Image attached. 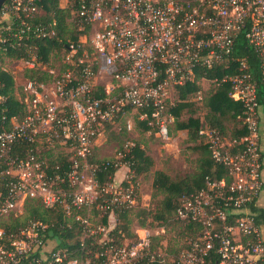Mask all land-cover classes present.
I'll use <instances>...</instances> for the list:
<instances>
[{
    "label": "built area",
    "instance_id": "built-area-1",
    "mask_svg": "<svg viewBox=\"0 0 264 264\" xmlns=\"http://www.w3.org/2000/svg\"><path fill=\"white\" fill-rule=\"evenodd\" d=\"M71 5L84 34L68 46L61 61L42 62L37 50L17 61L25 72L40 67L50 80L24 77L19 89L25 114L4 115L0 122V223L19 213L27 199L46 208L63 205L68 215L73 209L136 207L133 183L98 180V173L119 165L94 160L101 129L132 110L168 141L173 117L167 109L176 103L171 102L175 89L170 93L169 86L193 83L204 68L233 62L246 68L245 58L234 55L241 34L261 59V81L247 70L213 80L230 85V97L243 107L246 134L230 141L210 125L200 129L213 159L227 167L231 180L206 178L204 188L180 198L176 216L201 223L203 230L188 237L174 259L152 250L155 235L150 229L138 228L136 243L117 245L106 225L79 215L82 240L105 236L100 240L105 246L93 258L47 253V225L32 222L17 233L0 226V264H264V227L251 210V205L264 207V0H70ZM40 11L36 0H9L1 13L24 20ZM12 30L11 24L1 25V52L21 45L10 43ZM25 33L38 38L54 34L43 24L22 22L19 41ZM196 94L203 100L200 91ZM4 100L0 95V103ZM40 145L69 160L57 166L60 173L49 171ZM133 149L128 143L118 160L132 157Z\"/></svg>",
    "mask_w": 264,
    "mask_h": 264
},
{
    "label": "trees",
    "instance_id": "trees-1",
    "mask_svg": "<svg viewBox=\"0 0 264 264\" xmlns=\"http://www.w3.org/2000/svg\"><path fill=\"white\" fill-rule=\"evenodd\" d=\"M60 1L61 0H36V5L42 10V14L35 15L33 19L24 20L13 17L9 23L5 22L4 25H12V31L15 33V37H11L10 43L21 42V45H9L7 51H3V54L11 61H18L20 59H29L32 52L37 50L39 53V60L42 62L56 63L61 61L68 46L76 43L79 37L84 33L78 30V24L75 21L74 13L71 11L72 5L67 8L61 7ZM7 2H9V0ZM70 19H73V23L69 21ZM22 22L32 26L43 24L47 27L49 32L53 31L55 33L51 38H38L32 33H25L21 35V41H19L18 35L22 30ZM89 28V25H86L84 32L86 33ZM7 34L8 32H5V35ZM56 55L58 58H55ZM234 55L238 58H245L246 68L242 69L239 62L230 63L229 67L220 65L213 69L204 68L199 70L196 80H201L202 77H205L207 80H212L215 78H222L226 74L247 70L260 83L261 59L255 53L253 47L248 43L244 34H241L237 38ZM2 65L3 56L0 57V95L5 98V101L0 103V122L4 115L11 117L13 115L23 116L25 114V105L22 101L17 99L15 95V81L13 76L2 69ZM26 78L38 81L50 80L40 67L35 70L27 71ZM262 90L263 87L259 84L260 96ZM198 91H200V86L199 83L195 81L179 86L178 95L180 102H176L173 106L170 105L167 109V113L173 116L174 123H176V130L185 131L187 133L189 142H199L196 149L201 151L203 155L199 159V168L193 174L176 181L169 179V177L162 172H157L154 180V187L157 190V194L164 195L161 206L155 213L148 211V209H141L139 213L135 214L139 219V226L143 228L151 229L154 222H158V226H165L166 228L170 226L172 229L177 228V231H179L177 233V242L175 243L177 245L175 247L167 245L169 249L168 254L172 259L186 247V239L188 237L193 238L203 230L201 223L182 221L176 216L175 211L179 206L180 198L204 188L206 185V178L214 181L225 179L228 183L231 180L227 167L213 159L209 145L206 143L205 139L199 135L200 129L206 124L203 123L199 117H196V111L192 109V102L189 101L190 97ZM229 92L230 85L228 83H223L210 95L208 99L209 123L206 122L210 127L216 129L221 136L232 141L235 138L244 136L246 134V128L243 125V119L241 117L243 114V107L230 97ZM260 103L264 110V101L261 100ZM185 110L188 111L190 116L186 121H180ZM228 119H231L233 122L231 132H228L227 127L224 125V121ZM143 123L146 124L144 125L145 129L151 128L157 131L155 127L149 126L147 121ZM48 152L49 151H47V154ZM49 153L46 159L49 171L53 174L60 173L59 170H56L57 166L68 163L69 160L65 157H52L51 151ZM124 160H127L131 164L130 167L136 168L138 172L146 171L153 165L152 159L139 147H134L132 157L128 155ZM116 170L117 169L114 167H109L98 173V180L100 183L107 182L108 178L116 173ZM84 210L86 209H73L72 214L68 215L63 205L46 208L39 200L27 199L24 202L22 212L10 214L7 220L0 223V226L8 233H17L20 229L26 228L32 222H41L47 225L44 234L45 250L47 253L59 250L69 253L70 258H93L94 253L100 251L105 245L100 243L102 237L99 235L94 238L88 237L82 240L83 227L80 222L76 220V217L79 215L86 216L87 212ZM251 210L255 213L257 223L264 227V207L259 209L255 205H251ZM132 212V209L127 208L117 211L120 217H118V225L109 231L108 234L117 245L125 244L124 240H130L129 238L133 240L128 242L127 245L138 241V236L131 232L132 221L128 215ZM22 216L23 218L21 219ZM103 222L105 224L108 223L107 215L104 216ZM161 240L162 238L159 235L154 236L152 244V250L154 252H158L161 246ZM181 240L182 242H180ZM144 264L160 263L158 261L149 263L145 260ZM165 264L171 263L167 262Z\"/></svg>",
    "mask_w": 264,
    "mask_h": 264
},
{
    "label": "rangeland",
    "instance_id": "rangeland-1",
    "mask_svg": "<svg viewBox=\"0 0 264 264\" xmlns=\"http://www.w3.org/2000/svg\"><path fill=\"white\" fill-rule=\"evenodd\" d=\"M69 3L70 0L60 1L61 7L65 8L69 6ZM40 12V14H42V10ZM10 20L11 17L1 13L0 27L5 22L9 23ZM69 21H72L73 23V19H70ZM52 35L54 34H51L47 38H51ZM3 53V51H0V57L3 56L2 69L9 72L13 76V79L15 81V95L17 99L21 101L22 92L19 88L21 84L25 83V79H27V72L23 71L24 69L17 62V60L11 61ZM55 58H58V56L56 55ZM217 67L218 65L213 68ZM213 80L214 79L207 80L205 77H202L201 80H195V82L199 83L200 93L203 100H198V96L196 93L193 94L189 99V101L192 102V109L196 111V117H199L205 124H207V122L209 123L208 99L218 87V85L215 84ZM178 87L173 88V86H169L170 93L172 92V89H175L174 92L171 93V102H173L174 99L177 103L180 102ZM189 116L190 114L187 110H185L182 114V117L180 118V121H186ZM171 120L172 121L169 133L170 139L168 141H164L163 139H161L158 136L157 131H154L151 128L145 129L144 125L146 124H144L143 121H140L136 113L132 110H129L125 115L117 118L113 123H106L101 129V134L98 137L94 160H112L119 163V165L116 167V173L111 176L113 178L110 179L109 177L108 181H117L118 183L123 181V183L125 184L133 183L137 189V206L130 208L133 210V212L128 215V217L132 221L131 232L133 234H136V230L141 227L138 224L139 219L135 214L139 213L141 209H148V211L155 213V211L158 210L161 206V201L164 199V195L157 194V190L154 187L156 173L162 172L164 175L169 177V179L176 181L185 176L193 174L199 168V159L203 156L202 152L196 149L197 145H199V142H189L187 133L185 131L176 130V123H174V118H172ZM224 125L227 127L228 132H231L233 128L232 120L228 119L224 121ZM128 143L132 144L134 147H139L145 152L148 157L152 159L153 165L148 170L138 172L136 168H132L130 166L128 167L127 160H118V154L126 149V145ZM40 148V151L43 150L44 155L48 157V154H50L49 152L51 150L47 149L44 145H40ZM47 151H49L48 154ZM56 153H58L57 155H59L58 150L56 151ZM51 154L52 157L58 158L57 155L55 156V152H51ZM108 181L104 183H109ZM119 210L121 209H114L113 211H102L97 210L95 207H92L84 211L87 212L86 215L92 218L93 224L98 226H100L101 224L106 225L108 233L109 231L114 229L116 225H118L117 221L119 216L117 211ZM21 212L22 209L19 213ZM106 215L108 222L107 224L103 222V218ZM23 216L21 217V219L23 218ZM150 230L154 232V235H159L162 238L160 242L161 246L159 247L158 251L168 253L169 249L167 245H172L174 247L177 245L175 244L177 242L176 239L178 238L177 233L179 232L177 231V228L172 229V227L170 226H168L167 228L165 226H158V222H154L153 227ZM99 236L105 238L104 235ZM129 239L130 240H124L125 244L133 240L132 238ZM180 242H182V240ZM169 259H172L170 255Z\"/></svg>",
    "mask_w": 264,
    "mask_h": 264
},
{
    "label": "water",
    "instance_id": "water-1",
    "mask_svg": "<svg viewBox=\"0 0 264 264\" xmlns=\"http://www.w3.org/2000/svg\"><path fill=\"white\" fill-rule=\"evenodd\" d=\"M8 0H0V14L2 12V9L4 7V5L7 3Z\"/></svg>",
    "mask_w": 264,
    "mask_h": 264
},
{
    "label": "crops",
    "instance_id": "crops-1",
    "mask_svg": "<svg viewBox=\"0 0 264 264\" xmlns=\"http://www.w3.org/2000/svg\"><path fill=\"white\" fill-rule=\"evenodd\" d=\"M263 139H264V131H263ZM264 143V142H263ZM263 199H262V202L264 201V196L262 197Z\"/></svg>",
    "mask_w": 264,
    "mask_h": 264
}]
</instances>
